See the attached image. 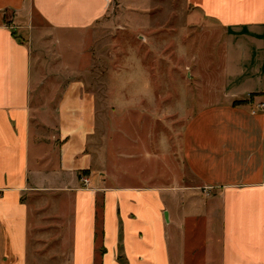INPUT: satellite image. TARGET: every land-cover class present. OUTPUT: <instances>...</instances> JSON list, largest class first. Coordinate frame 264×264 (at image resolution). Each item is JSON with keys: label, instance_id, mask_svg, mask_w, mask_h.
Listing matches in <instances>:
<instances>
[{"label": "crops", "instance_id": "0c3cea01", "mask_svg": "<svg viewBox=\"0 0 264 264\" xmlns=\"http://www.w3.org/2000/svg\"><path fill=\"white\" fill-rule=\"evenodd\" d=\"M112 2L0 0V264H264V0H187L225 45L224 103L188 122L192 184L172 186L151 184L146 144L126 155L142 170L104 171L84 84L64 92L56 132L33 109L27 17L82 34Z\"/></svg>", "mask_w": 264, "mask_h": 264}, {"label": "rangeland", "instance_id": "374dc122", "mask_svg": "<svg viewBox=\"0 0 264 264\" xmlns=\"http://www.w3.org/2000/svg\"><path fill=\"white\" fill-rule=\"evenodd\" d=\"M11 19L8 13L5 20ZM26 20L33 109L53 132L64 92L71 84H84L102 119L97 160L104 171H114L113 160L142 170L141 162L126 155L146 144L153 186H172L175 180L192 184L182 162V136L199 111L224 103L225 45L206 34V21L187 0H113L105 20L82 34L55 31L36 13Z\"/></svg>", "mask_w": 264, "mask_h": 264}, {"label": "built area", "instance_id": "2783aa9c", "mask_svg": "<svg viewBox=\"0 0 264 264\" xmlns=\"http://www.w3.org/2000/svg\"><path fill=\"white\" fill-rule=\"evenodd\" d=\"M262 107H264V105ZM82 182H83L85 187H87L89 185V180L87 178H83Z\"/></svg>", "mask_w": 264, "mask_h": 264}, {"label": "trees", "instance_id": "16d2710c", "mask_svg": "<svg viewBox=\"0 0 264 264\" xmlns=\"http://www.w3.org/2000/svg\"><path fill=\"white\" fill-rule=\"evenodd\" d=\"M243 103H245V102H236L235 105L238 106V105H241V104H243Z\"/></svg>", "mask_w": 264, "mask_h": 264}]
</instances>
